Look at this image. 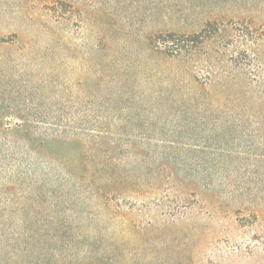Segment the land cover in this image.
I'll return each instance as SVG.
<instances>
[{
	"label": "rangeland",
	"instance_id": "obj_1",
	"mask_svg": "<svg viewBox=\"0 0 264 264\" xmlns=\"http://www.w3.org/2000/svg\"><path fill=\"white\" fill-rule=\"evenodd\" d=\"M0 264H264V0H0Z\"/></svg>",
	"mask_w": 264,
	"mask_h": 264
},
{
	"label": "trees",
	"instance_id": "obj_2",
	"mask_svg": "<svg viewBox=\"0 0 264 264\" xmlns=\"http://www.w3.org/2000/svg\"><path fill=\"white\" fill-rule=\"evenodd\" d=\"M197 34L194 35H178L175 36L173 34L161 36V39L168 44V48H170V52H185L187 48H190V43L194 40ZM34 134L31 133L28 129H26L25 124H20L17 126V131L14 134V138L20 142H23V146H15L16 149L21 150V154L25 155L31 152V148L33 144H37L38 148L44 147V140L37 139L33 140ZM47 141V139H46ZM33 151V150H32Z\"/></svg>",
	"mask_w": 264,
	"mask_h": 264
}]
</instances>
